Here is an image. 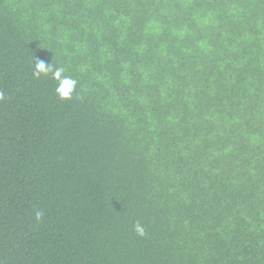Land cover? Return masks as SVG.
I'll use <instances>...</instances> for the list:
<instances>
[{"label": "trees", "instance_id": "16d2710c", "mask_svg": "<svg viewBox=\"0 0 264 264\" xmlns=\"http://www.w3.org/2000/svg\"><path fill=\"white\" fill-rule=\"evenodd\" d=\"M0 264H264V0H0Z\"/></svg>", "mask_w": 264, "mask_h": 264}, {"label": "clouds", "instance_id": "9594fccd", "mask_svg": "<svg viewBox=\"0 0 264 264\" xmlns=\"http://www.w3.org/2000/svg\"><path fill=\"white\" fill-rule=\"evenodd\" d=\"M37 68V73H43L45 71V65L43 62H39L36 66ZM64 72V69H58L55 73H54V78H56L57 80H60L59 86L56 89L57 95L59 96V98L61 99H68L71 97V94L73 93L76 84L78 83V81L75 78L72 77H64L63 79H61L62 73ZM37 218H39V214H37ZM138 231H141V229L139 228V226L137 227Z\"/></svg>", "mask_w": 264, "mask_h": 264}]
</instances>
